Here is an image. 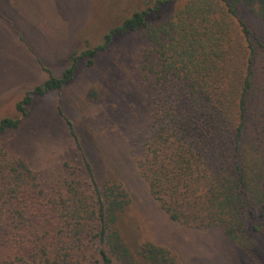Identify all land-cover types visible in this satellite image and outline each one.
<instances>
[{"label":"trees","instance_id":"1","mask_svg":"<svg viewBox=\"0 0 264 264\" xmlns=\"http://www.w3.org/2000/svg\"><path fill=\"white\" fill-rule=\"evenodd\" d=\"M176 1L157 0L135 11L106 33L101 44L71 54L62 77L50 73L17 102L22 117L1 119L0 140L20 127L34 96L61 92L74 80L80 58L93 66L114 38L145 29L156 56L152 69L158 103L144 158L138 162L141 175L171 220L198 229L221 227L230 241L246 246L250 218H264V104L262 110L249 105L253 87L259 80L264 84V70L254 79L256 37L241 19L239 6L244 2L254 7L264 23V0H190L168 20L149 24ZM232 17L239 21L250 50L245 74L235 85L236 114L234 78L226 77L233 72L225 64ZM78 146L94 194L88 195L78 180L67 181L66 198L54 202L55 219L46 224L39 221L47 206L39 176L25 160L10 159L0 145V244L15 249L9 264H182L153 242L136 253L125 245L117 224L129 195L115 181L100 185L79 140ZM251 228L261 229L257 224ZM96 252L98 261L92 259Z\"/></svg>","mask_w":264,"mask_h":264},{"label":"rangeland","instance_id":"2","mask_svg":"<svg viewBox=\"0 0 264 264\" xmlns=\"http://www.w3.org/2000/svg\"><path fill=\"white\" fill-rule=\"evenodd\" d=\"M156 1L0 0V56H13L1 48L3 40L16 47L22 43L34 54L25 38L45 55L61 51L62 58L53 63V69H62L64 73L71 54L101 44L112 28L135 11L154 6ZM189 1L177 0L166 12L151 17L149 24L168 20ZM239 10L241 19L256 37L252 39L255 47L252 70L254 79L256 75L261 78L264 23L254 7L243 2ZM230 21V54L225 64L233 72L226 77L234 78L231 99L236 114L235 85L245 74L250 50L239 21L233 17ZM155 59L145 29L117 36L96 56L93 66L80 58L74 80L61 92L34 96L20 127L1 137L0 145L8 157L25 160L39 176L38 182L47 196L45 214L39 221L46 224L54 221L57 213L54 202L66 198L67 181L78 180L88 195L94 194L79 140L100 185L115 181L129 195V204L120 214L117 227L132 252L136 253L146 242H153L169 249L182 264H264L263 217L250 218L249 243L241 246L230 241L221 227L198 229L171 220L151 195L138 162L144 158V143L151 135L158 103L152 69ZM29 77L30 68L22 60L12 64L0 61V121L4 117H22L16 104L26 93L21 87ZM263 87V80H259L250 93L249 105L253 110H262ZM251 224L261 229L253 230ZM97 245L94 244L96 248ZM14 250L11 245L0 244V264H9ZM92 259H100L97 252Z\"/></svg>","mask_w":264,"mask_h":264},{"label":"crops","instance_id":"3","mask_svg":"<svg viewBox=\"0 0 264 264\" xmlns=\"http://www.w3.org/2000/svg\"><path fill=\"white\" fill-rule=\"evenodd\" d=\"M27 44L34 50V54H32L28 48V50L25 49V46L22 43H19L18 46H10L7 41L3 40L1 43V48L3 50H8L10 51L13 56L8 57L4 54L0 56V61H4V63L7 64H12L16 61L22 60V62H25L29 68H30V77L28 81L21 87L23 90V93L27 92L28 90L33 89L35 86L43 83L49 76L50 73H52L56 77H62L63 76V71L62 69H53L54 64L57 62V59L61 60L62 58V53L61 51L53 54V55H45L43 53L38 52L36 49L34 43L26 40ZM42 41V39H38ZM43 42V41H42ZM60 47V46H59ZM58 47V48H59ZM39 59L41 60L42 63H40ZM44 59V61H43ZM48 62V63H47ZM49 70L50 72H48ZM21 90V89H20ZM25 90V91H24ZM25 95V94H24Z\"/></svg>","mask_w":264,"mask_h":264}]
</instances>
